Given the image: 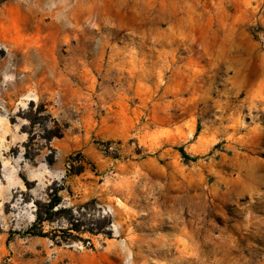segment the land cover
Segmentation results:
<instances>
[{
    "label": "rangeland",
    "instance_id": "1",
    "mask_svg": "<svg viewBox=\"0 0 264 264\" xmlns=\"http://www.w3.org/2000/svg\"><path fill=\"white\" fill-rule=\"evenodd\" d=\"M0 264H264V0H0Z\"/></svg>",
    "mask_w": 264,
    "mask_h": 264
},
{
    "label": "trees",
    "instance_id": "2",
    "mask_svg": "<svg viewBox=\"0 0 264 264\" xmlns=\"http://www.w3.org/2000/svg\"><path fill=\"white\" fill-rule=\"evenodd\" d=\"M185 154V152H183Z\"/></svg>",
    "mask_w": 264,
    "mask_h": 264
}]
</instances>
